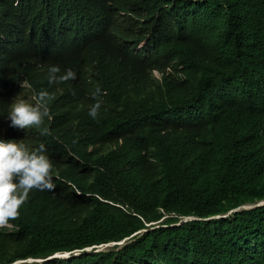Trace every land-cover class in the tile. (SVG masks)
Here are the masks:
<instances>
[{
	"label": "trees",
	"instance_id": "16d2710c",
	"mask_svg": "<svg viewBox=\"0 0 264 264\" xmlns=\"http://www.w3.org/2000/svg\"><path fill=\"white\" fill-rule=\"evenodd\" d=\"M32 4L0 0V44L26 39L22 11ZM199 6L215 14L212 40L204 60L191 67L186 86L174 93L178 103L190 104L192 116L172 127L146 125L163 107L160 92L126 110L119 132L99 127L102 110L96 120L86 115L59 158L62 179L80 192L57 184L54 196L68 195L59 201L67 221L48 223L38 213L25 214L15 224L18 236L0 233V264L117 242L143 229L149 231L117 257L110 253L93 264H264V207L181 228L148 226L166 216V225L191 215L211 218L264 200V0H209L187 9ZM203 13L196 15L206 31L210 18ZM83 21L82 35L66 33L71 50L52 44L84 76H95L106 27ZM150 150L154 162L145 156ZM20 235L35 238L21 249Z\"/></svg>",
	"mask_w": 264,
	"mask_h": 264
},
{
	"label": "clouds",
	"instance_id": "9594fccd",
	"mask_svg": "<svg viewBox=\"0 0 264 264\" xmlns=\"http://www.w3.org/2000/svg\"><path fill=\"white\" fill-rule=\"evenodd\" d=\"M32 1L22 11L26 39L0 44V233L13 236L18 232L16 222L29 212L40 214L48 223L67 221L59 201L66 202L68 195L55 197L57 184L66 182L71 192H80L72 182L62 179L59 158L68 149L67 142L80 133L86 115L96 120L102 110L99 127L119 132L126 110L147 95L160 92L163 107L146 125L172 127L192 116L190 104L178 103L174 93L186 86L191 67L206 57L215 21L211 7L187 9L190 4L203 5L209 0ZM199 11L210 18L206 31L196 15ZM83 19L106 27L95 76H84L56 49L65 46L71 50L66 33L72 30L82 35ZM25 93L30 97L22 98ZM244 94L253 104L251 93L246 89ZM169 113L180 115L171 119ZM145 156L156 161L154 150ZM53 196L54 204L47 207ZM260 207H264V200L211 218L191 215L166 225L170 218L166 216L148 226L158 230L198 221H223ZM148 231L143 229L117 242L59 251L47 258L17 259L11 264H93L110 253L117 257L135 237ZM20 237L21 249L35 238ZM136 264L158 263L138 260Z\"/></svg>",
	"mask_w": 264,
	"mask_h": 264
},
{
	"label": "rangeland",
	"instance_id": "374dc122",
	"mask_svg": "<svg viewBox=\"0 0 264 264\" xmlns=\"http://www.w3.org/2000/svg\"><path fill=\"white\" fill-rule=\"evenodd\" d=\"M29 97H30V95L28 93L22 94V98H29Z\"/></svg>",
	"mask_w": 264,
	"mask_h": 264
},
{
	"label": "bare ground",
	"instance_id": "6f19581e",
	"mask_svg": "<svg viewBox=\"0 0 264 264\" xmlns=\"http://www.w3.org/2000/svg\"><path fill=\"white\" fill-rule=\"evenodd\" d=\"M79 118H81V116L79 115ZM71 129V128H70ZM72 130H70V132H71Z\"/></svg>",
	"mask_w": 264,
	"mask_h": 264
}]
</instances>
